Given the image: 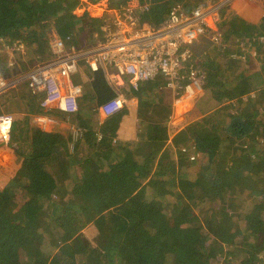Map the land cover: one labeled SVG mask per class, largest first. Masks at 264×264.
I'll return each mask as SVG.
<instances>
[{
    "label": "trees",
    "instance_id": "16d2710c",
    "mask_svg": "<svg viewBox=\"0 0 264 264\" xmlns=\"http://www.w3.org/2000/svg\"><path fill=\"white\" fill-rule=\"evenodd\" d=\"M80 3L0 0V40L24 43L30 61L51 59V30L65 37L81 21L92 35L101 24L77 20L72 12ZM165 15L155 4L143 20L155 26ZM250 64L228 69L214 54L204 66L209 97L174 136V150H162L158 125L142 122L146 110L163 120L170 112L156 82L137 91L123 87L140 101L143 132L137 130L136 140L117 139L126 107L92 120L73 150L60 133L25 138L29 148H14L22 158L18 171L15 155L4 166L16 175L0 186V264H264V120L256 119L255 108L264 100V63L261 72ZM0 68L5 74L3 62ZM96 74L91 87L97 98L111 99ZM245 82L259 88L257 99L246 93ZM80 111L78 104L72 118H81ZM184 134L206 159L192 173L190 151L181 152L188 146ZM86 228L90 236L83 234ZM65 244L68 249L58 250Z\"/></svg>",
    "mask_w": 264,
    "mask_h": 264
},
{
    "label": "built area",
    "instance_id": "2783aa9c",
    "mask_svg": "<svg viewBox=\"0 0 264 264\" xmlns=\"http://www.w3.org/2000/svg\"><path fill=\"white\" fill-rule=\"evenodd\" d=\"M82 1L88 6L93 5L88 0ZM135 1L139 9L126 4L110 7L107 0L96 4L102 10L97 17L101 19V26L95 37L99 38L98 34L103 37L98 41L97 48L77 50L72 45L73 35L68 34L64 38L55 37L49 41L53 59L31 66L21 79L7 80L0 68V97L18 91L0 104L1 170L14 153L10 144L14 115L26 116L37 129L54 132L60 131L57 127L62 122L59 117L77 114L81 88L73 83L72 78L79 70L80 61L82 67L91 72H103L107 83L114 88L128 85L137 91L142 84L157 82L160 77L162 88L171 93L173 106L180 105L186 98L200 95L206 83L197 80L198 72L193 69L194 54L190 45L208 33L211 34V40L219 44L222 33L216 27L220 22V10L237 0H204L203 4H197L191 11L181 4H175L157 27L142 22L138 13L139 10L147 13L152 0ZM241 1L245 3V0ZM103 16L106 17L103 19ZM259 26L264 29V22ZM245 46L250 47V57L264 63V33L254 34L252 41ZM4 50L11 56L15 52H22L24 44L21 41H7ZM233 55L229 57L235 59L238 56ZM248 95L254 98L256 93ZM126 103L125 94L115 91L111 99L99 106L98 112L104 119L121 112ZM128 109L135 111L137 106ZM262 109L264 113V104ZM168 119H172V116H168ZM66 124L70 149L73 150L84 136V131L72 123ZM101 138L98 134L97 140ZM260 142L264 144V137ZM199 156L195 151L189 159L193 161ZM19 159L22 160L21 156Z\"/></svg>",
    "mask_w": 264,
    "mask_h": 264
},
{
    "label": "crops",
    "instance_id": "0c3cea01",
    "mask_svg": "<svg viewBox=\"0 0 264 264\" xmlns=\"http://www.w3.org/2000/svg\"><path fill=\"white\" fill-rule=\"evenodd\" d=\"M133 2H136V1H133ZM244 2L245 3H242L241 0H237V1L233 2V3H231V4L226 5L224 8H222L220 10L221 11V14H220L221 20H220V23L217 25L216 28H217V30L219 32L222 33L223 29H221V24L223 23V21L228 19L226 22H228V21H232L233 22V24L231 26L232 27L231 28V33L230 34L227 33L228 34L227 39L230 40L228 42H229L230 45H232V49L230 51L231 52H235V55H238V56H236L235 60H231V62H228V63L224 62L223 65H226V68H228V69L232 68V65H235V66L238 65L239 67H242L244 69V66H246V65L251 63L250 64L251 68H254V66L256 65L259 69H261L262 68V66H261L262 64L259 61L257 62V59H255L253 57H250V55H249V52L251 51L250 47L249 46H245V45L252 41V36L254 34H257V33H260V32L264 33V29L259 26L261 23L264 22V0H245ZM174 3L175 2H172L171 5H174ZM96 4H98V3H94L93 5L88 6L86 3H82L81 2L80 5H82V8L81 9H77V12H78L77 14L74 13V11L72 12V14L79 21L82 20V19H92V18L96 19L97 17L100 16V13H101V10H102V9H98L96 7ZM80 5H79V7H80ZM160 5H161V3H160ZM160 5H159V7H160ZM186 10H187V8H186ZM83 23H85V22H81L80 21V23L78 25H76V27L73 29L74 31H72V32L70 31L71 34L73 35V37H72V45L77 50H85L87 48L86 46H88V43L90 41V38L88 40H86V46H85V42H83L82 38H79L77 36V34H76V32H78L79 30H81L83 33H87L88 34V31L83 28ZM97 32H98V29L96 31H93V33L91 32L92 35L94 36V39H93V42L90 45V48L95 47V46L98 45V41L95 39V38L99 39L98 37H95ZM92 35H90V36H92ZM55 37L64 38V37L58 36L53 30H51V32L49 33V41H51ZM222 37H223L222 39H225V32L222 33ZM231 37H233V39H230ZM200 39H202L203 42H199ZM222 39L220 40L219 44H216L215 42H213L211 40V34L208 33V34L202 36L201 38H199L195 42V44H198V46L201 44V47H207V48L208 47H216V48H218L220 50V49H222L220 47V45H222V41H223ZM94 40H95V42H94ZM237 40H239V42H237ZM16 41H19V40H16ZM236 43H239V44H236ZM195 44L193 46H195ZM49 50H50V53H51V55L53 57V53H52L50 47H49ZM85 51H87V49ZM15 53H20L18 56H16V58H14V56H13V58L15 60L11 58L12 55L10 56V55L7 54L8 55L7 61H8V65L9 66L6 67V73L3 74L4 77L7 80L21 79L20 77L24 76L29 71L31 66H37V65H39L41 63L50 62L49 60H47L46 62L38 61L37 63L35 61L34 62L33 61L24 62L23 61V56L27 53V49H26L25 45H24V50L22 52H15ZM202 53H204V54L207 53V50H204ZM226 54H230V53L227 52ZM226 54H225V56H226ZM213 56L210 57V59L208 61H206V64L210 60H212ZM244 60H246V61L244 62ZM81 62L82 61L79 62L80 71H78L75 75H73V78H72L73 81L78 82L77 84L74 83L75 85L80 86V88H81V84L83 85L82 89H81V92H80V96L78 98V104L81 107L80 114H78V115L81 118L77 117V118L73 119V120H75V122H73V124L76 127H78L79 129H81L83 131H86L87 128H89L90 125H91L92 117L95 116V114H94L95 109L92 108V102L96 101L98 98H97L96 91L93 90L91 85L90 84H85L86 83L85 82V78H86L85 73H86V71H89V73H91V74L93 72H91L88 69L83 68L82 67L83 63H81ZM197 72H199V71H197ZM78 74H81V75H79V78L75 77ZM104 75L105 74L103 73V76ZM202 76L205 77L206 81H207V73H204V71H203ZM104 80H105V85L103 84V82H102V84L104 86H109L107 84V82H106V76H105ZM23 82H25V80ZM93 82H95V80H93ZM156 83H158V90H163V91H166L167 93H169V95L165 93L164 97H162L161 96L162 94H160V97L163 98L162 103L163 104H167V105L170 104V106H171L170 107L171 111L169 113H167L169 115L171 112H173L172 109L174 107L171 93L169 91H167V90L162 88V86H161V78L160 77H159V79H158V81ZM108 88H110V87H108ZM118 89L120 91H123V92L125 90L123 87L122 88H118ZM257 89H259V88L252 86V87L249 88V91H246V93H248V94H249V92L250 93H257L258 92V91H256ZM112 95H114V92H112V90H111V92L107 96L110 98ZM125 96H126V100L130 104H133V105L137 106V98L136 97H132V98L128 97V94H125ZM82 98H83L84 101H85V98H86V103L83 102ZM4 100L2 102H4ZM191 109L192 108H190L189 110H191ZM126 110H127V113H128L127 116H126V119L124 120V123H125L126 126L123 123V127H122V130H121V133H120V137L117 138V139L120 140V141L129 142L130 140L131 141L132 140H136V136H137L136 131H135L136 130V125L134 126L133 117H136L135 113H136L137 110L135 112L131 111L128 108ZM0 113H2L1 109H0ZM152 113L153 112H151V111L148 112V110H146V114L149 116V118H151L150 119L151 123L156 122L158 116H162V115H157V114L155 115V114H152ZM194 115L195 114L193 113V111H189V112L183 113V114L182 113L178 114L177 111H176V115H175V117L173 116L174 118H173V121H172V124L175 125V126L171 127L170 130L168 129V127L166 128V130H167V132L169 134L168 135V141L166 143V147H169V146L171 147L172 146V148L174 149L173 144L171 142V138L173 136H175L177 133H179L180 131H182V129L184 127H186V125H188V123L193 122L196 119V117ZM21 116H23V115L16 114L13 117H14V119L15 118L17 119V118H20ZM22 118H24V116ZM155 118H156V120H154ZM24 119H25V121H28L26 116H25ZM59 119H60V121H62L60 124L58 123V126H57V127H59L60 131H54L52 133L53 134L60 133L61 135H65V137H66L65 144H66V146H68V148L70 150L69 131L67 130L68 129V124H66L67 121L62 119L61 117H59ZM102 119L103 118H100V120H102ZM140 123L141 122L138 123V126L140 125ZM29 124H31V123H29ZM31 125L34 126L33 124H31ZM129 128H132V130H129ZM20 137H22V136H20ZM31 137L33 138L34 136L31 135ZM19 138H18V140H19ZM23 139H24V141L27 144L26 145L27 148H29L28 145H29L31 139L29 141H28V139H25V138H23ZM10 142H11L10 143L11 146H13V148H14V145L12 144L11 140H10ZM13 152L14 153L12 155H15V152H16L15 149H14ZM16 157L19 159V156H16ZM10 158L11 157L8 158L7 164L10 163ZM21 162H22V160L19 159V164L16 165V172L18 171ZM4 171H5L4 168H3V170L0 169V186L1 187L5 186V184L7 183V179H8V177L5 176V174H8V172L6 171L7 172L6 173ZM16 172H15V174H16ZM12 177H14V176H11V178Z\"/></svg>",
    "mask_w": 264,
    "mask_h": 264
},
{
    "label": "rangeland",
    "instance_id": "374dc122",
    "mask_svg": "<svg viewBox=\"0 0 264 264\" xmlns=\"http://www.w3.org/2000/svg\"><path fill=\"white\" fill-rule=\"evenodd\" d=\"M82 3H84V1H82V0H80ZM133 1H135V0H129V1H127V2H125V3H118L117 5H115V6H118V5H120V4H126V5H129V6H137L138 7V9H139V5L136 3V2H133ZM204 0H160V2H156V3H154V0H152V4H151V7L152 6H154L155 4L156 5H160V3H161V5H160V7H161V9L165 12V14H167V12H168V10L173 6V5H171V3L172 2H175L174 3V5L175 4H181L182 6H184V8L186 9L187 8V10L188 11H191L197 4H200V3H202ZM88 2L89 3H91L92 4V2L91 1H89L88 0ZM99 2H102V0H99L98 2H96V3H99ZM107 3L109 4V0H107ZM94 4V3H93ZM203 4V3H202ZM109 6H110V4H109ZM110 7H112V6H110ZM77 9H81V8H79V5L73 10L74 11V13H78L77 12ZM80 12V11H79ZM139 17H140V19H141V21L142 22H145V23H148V24H150L148 21H145V20H143V15L145 14V12H143V11H140L139 10ZM220 14H221V12H220ZM106 16H103L102 18L104 19ZM165 18H166V15H165ZM164 18V19H165ZM96 19H99V18H96ZM163 19V20H164ZM101 20V19H100ZM162 20V21H163ZM220 20H221V17H220ZM228 20V19H227ZM227 20H225V21H223V23L221 24V29H223V31H222V33L223 32H225V39H222L223 41H222V45H220V47L221 48H223L224 49V51H223V54L222 55H224V56H221V51L218 49V48H216V47H201V44L198 46V44H195V43H193V44H191L190 45V47H191V49H192V51H193V69L195 70V71H199L198 72V78H197V80L199 81V82H205L206 81V78L205 77H203L202 76V74H203V71H204V73H207V71H206V69H204L203 67H204V65L206 64V61H208L209 59H210V57H212L213 55H214V53L215 54H217L218 56H219V62H222V64L224 63V62H231V60H235V59H233V58H230L229 56L230 55H233V54H235V52H231L230 50L232 49V45H230L229 44V42L228 41H230L229 39H227V37H228V34H230L231 33V26H232V24H233V22L232 21H228V22H226ZM161 23V22H160ZM159 23V24H160ZM220 23V22H219ZM158 24V25H159ZM151 25V24H150ZM158 25H155V27H157ZM101 26V24L99 25V27ZM151 26H154V25H151ZM99 27H98V29H99ZM74 31V30H73ZM228 33V34H227ZM76 34H77V36L79 37V38H82V40H83V42H85V46H86V40H88L89 38H90V41H89V43H88V46H86L87 48V50H91V49H94V48H97V46H95V47H92V48H90V45H91V43L93 42V39H94V36L92 35V36H90L89 34H87V33H83L81 30H79L78 32H76ZM80 34V35H79ZM99 35V39H97V38H95L97 41H99V40H101V39H103V37H102V35L101 34H98ZM87 38V39H86ZM223 38V37H222ZM230 39H233V37H231ZM7 41H9V40H0V62L2 63H4L5 65H6V67L7 66H9L8 65V61H7V58H8V55H7V53H5V50H4V45H5V43L7 42ZM94 42H95V40H94ZM199 42H203V40L202 39H200L199 40ZM220 42V41H219ZM237 42H239V40H237ZM195 44V46H193ZM203 44V43H202ZM216 44H218V43H216ZM236 44H239V43H236ZM85 49V50H86ZM85 50H83V51H85ZM204 50H207V53H202ZM227 52H229L230 54H226ZM219 53V54H218ZM233 53V54H232ZM20 53H15V54H13L12 56H11V58L12 59H14V58H16V56H18ZM225 54H226V56H225ZM13 56H14V58H13ZM234 56V55H233ZM53 59V57L51 58V59H48L49 61L50 60H52ZM15 60V59H14ZM31 59H30V57H29V55L26 53L24 56H23V61L24 62H28V61H30ZM38 62L39 61V58H36L35 60H33V62ZM47 61V60H46ZM46 61H42V62H46ZM259 60L257 59V62H258ZM260 62V61H259ZM261 63V62H260ZM262 64V63H261ZM255 68H258L256 65H255ZM257 70H259L260 72H261V69H257ZM78 71H80V69L78 70ZM109 71L110 72H112V70L111 69H109ZM96 73H99V75L101 74V77H102V79H104L105 78V75L103 76V72H101V71H98V72H93L92 74L91 73H89V71H86V73H85V75H86V78H85V84H92V82H93V80L96 78ZM79 75H81V74H78L77 76H75V77H78L79 78ZM98 75V76H99ZM107 82V81H106ZM251 82H253L252 80H251ZM206 84H203L204 86H203V88H201V93H200V95H198V96H195V97H193V98H186V99H184L183 100V102L180 104V105H177V106H174L173 107V109H172V111L173 112H171L169 115L167 114V116H166V119L165 120H163V118H157V120H156V118L154 119V120H156V122H153V123H155L156 125H158L159 126V129H160V132H161V137H159L158 139H161L163 142H164V144H163V147H162V150H164V148L166 147V143H167V141H168V132H167V130H166V128L168 127V129L170 130L171 129V127H173V126H175V125H173L172 124V121H173V118L175 117V115H176V111H177V113L179 114V113H187V112H189V111H192L195 107H197V108H195V111H198V110H201V108H202V105H204L205 103H206V100L208 99V97H209V90H208V88H207V81L205 82ZM108 84V83H107ZM109 85V84H108ZM254 84L253 83H247V82H245L244 83V86H243V88H245V90L246 91H249V88L250 87H252ZM82 84H81V89H82ZM107 87H110V88H108L109 90L111 89L112 90V92H114L115 93V91H120L118 88H114L113 86H111V85H109V86H107ZM110 90V91H111ZM166 90V89H165ZM168 91V90H167ZM18 91H13V93L12 94H6V95H4L3 97H0V103L4 100V99H6V98H8L9 96H11V95H15L16 93H17ZM122 93H124L123 91H121ZM159 92H160V94H162L161 96L162 97H164V95H165V93L166 94H168L169 95V93H167L166 91H163V90H159ZM250 93V92H249ZM125 94V93H124ZM248 94V93H247ZM257 93H256V96L254 97V99H257ZM244 97H246L247 98V96H244ZM4 98V99H3ZM82 100H83V98H82ZM173 101V100H172ZM260 101V100H259ZM83 102H85L86 103V98H85V101L83 100ZM102 102H104L103 100H101V99H97L96 101H94V102H92V108H94L95 109V111H94V114H95V116H93L92 117V120H97V119H100V118H102L101 116H100V114H99V112H98V108H99V106L102 104ZM4 102H2L1 104H3ZM142 104V103H141ZM263 104H264V100H262L261 101V103L259 102L257 105H256V111H258V114H257V117H256V119H258V117H259V121L261 120V121H263L264 119H262V117L264 116V113L262 112V106H263ZM133 104H130L128 101H127V103H126V108H129V107H131ZM138 105H140V101H138V99H137V106ZM255 106V105H254ZM250 109H254V107H253V105H252V107H250V106H248ZM190 108H192L191 110H189ZM258 108V109H257ZM197 109V110H196ZM137 110V111H136ZM135 111H136V117H133V123H134V126L136 125V132H137V130H140V132H143L142 131V129L138 126V107H137V109H136ZM134 111V112H135ZM170 111H171V109H170ZM126 112H127V110H126ZM145 114H146V112H145ZM172 116V119H168V116ZM148 116V115H147ZM174 116V117H173ZM185 116V115H184ZM23 116H21L20 118H15L14 119V121H13V126H12V130H11V132H12V135H14V137H13V142H12V144L14 145V148L16 149H19V150H25V149H27V144H26V142L24 141V139L23 138H29V137H31V135H34V134H36V136H39V138H40V136H41V138L42 137H44L45 139H48L47 138V136H49V134H51L52 132H46V131H42V130H40V129H37V128H35L34 126H32L31 124H29L30 122L29 121H25V116H24V118H22ZM61 118L62 119H64V120H66L67 122H69V123H72L73 124V122H75V120H73V118L71 117V116H64V115H62L61 116ZM142 118V122L143 121H146L145 123H146V125L147 124H149V122H150V119L151 118H149V116L145 119H143V117H141ZM28 119V118H27ZM172 124V125H171ZM190 123H188V125H189ZM129 125V124H128ZM169 125V126H168ZM188 125H186V126H188ZM31 126V127H30ZM126 126V125H125ZM132 126V125H131ZM261 126V128L262 129H264V125L263 124H261L260 125ZM170 127V128H169ZM185 128V127H184ZM183 128V129H184ZM182 129V130H183ZM34 130V131H33ZM129 130H132V128H129ZM85 132V131H84ZM53 134V133H52ZM20 136H22V137H20ZM20 137V138H19ZM263 137H264V135H263ZM262 137V138H263ZM18 138H19V140H18ZM32 138V137H31ZM173 138H174V136L171 138V142H172V144H173ZM181 139H182V141L183 142H185V143H188V146H184L182 149H185L186 151L185 152H188V151H190V153H188V165L189 164H191L190 165V169H188V171H187V173H192L193 172V170H196L197 168H198V166L200 165V164H203V163H205V161H206V159L204 158V157H201V156H199V157H197V158H195L193 161H191L190 159H189V156L191 155V154H193V153H195V151L193 150V145H192V142L191 141H189V137H188V135H183L182 137H181ZM11 140V141H12ZM165 140V141H164ZM261 140V139H260ZM170 147V146H169ZM174 147V146H173ZM170 148H172V146L170 147ZM173 149V148H172ZM181 149V150H182ZM71 150V149H70ZM161 150V151H162ZM174 150V149H173ZM182 152V151H181ZM15 154L17 155V153L15 152ZM44 158V157H43ZM193 170H192V169ZM16 174H14L13 176H15ZM5 176L6 177H8V179H11V176H9L8 174H5ZM10 177V178H9ZM13 178V177H12ZM95 184H98L97 182L95 183ZM83 234H86V235H88V236H90L91 235V232H90V230H89V228H86V229H84L83 231ZM200 232L202 233V230H200ZM200 232H199V234H200ZM69 248V246L67 245V244H65V245H62V246H60L59 248H58V250H66V249H68ZM219 262L220 263H222L223 262V260L222 259H220L219 260ZM219 263V264H220ZM228 264H235V263H232V262H230V263H228Z\"/></svg>",
    "mask_w": 264,
    "mask_h": 264
},
{
    "label": "bare ground",
    "instance_id": "6f19581e",
    "mask_svg": "<svg viewBox=\"0 0 264 264\" xmlns=\"http://www.w3.org/2000/svg\"><path fill=\"white\" fill-rule=\"evenodd\" d=\"M92 66L95 68V66H94V62H92Z\"/></svg>",
    "mask_w": 264,
    "mask_h": 264
}]
</instances>
